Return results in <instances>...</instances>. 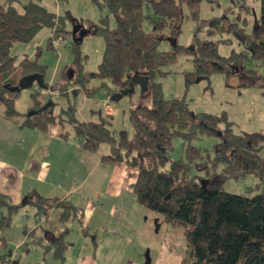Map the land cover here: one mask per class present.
Wrapping results in <instances>:
<instances>
[{"label":"trees","instance_id":"1","mask_svg":"<svg viewBox=\"0 0 264 264\" xmlns=\"http://www.w3.org/2000/svg\"><path fill=\"white\" fill-rule=\"evenodd\" d=\"M61 1L67 0H55ZM199 1L90 0L99 10L106 11L97 23L88 24L90 34L101 37L103 48L92 72H82L78 57L74 58L73 84L80 87L72 93L76 95L80 89L88 93L83 83L90 79H96L99 88L110 94L127 87L133 74L147 76L149 104L140 103L131 110L132 133L127 136L110 130L109 120H79L74 105L65 104L53 114L56 103L51 95L42 102L38 91L30 93L33 105L25 113L15 110L19 91H9L4 85H15L20 77L31 73H38L43 79L44 68L26 56L14 62L16 56L9 54L10 46L15 42L28 43L39 30L47 28L50 30L47 46L52 47V40L64 30V17L70 15L66 10L63 15H56L38 0H3L0 3V115L40 132L67 124L83 152L96 153L101 144L107 145L108 152L100 156L102 163H123L135 170L131 184L134 202L159 215L166 231L181 230L184 255L178 264H264V129L233 133L224 114L193 113L184 98H162L160 83L155 80L166 73L161 70L163 66L186 54L193 63L192 74L225 75L241 71L251 75L250 83L259 88L264 98V0H259V12L257 16L253 14L250 32L236 23L224 28L221 17L198 20ZM182 6L196 21L188 46L175 41ZM110 20L112 26L108 25ZM145 23L148 29H144ZM203 30L206 37L200 38L199 32ZM224 30L241 44V50L225 56L217 53L219 40L210 36ZM165 39L172 48L157 50L159 42ZM78 43L73 41L74 53ZM67 69L68 74L71 67ZM59 135L66 138L68 134L62 130ZM205 136H216V142L209 147L193 142ZM174 141L179 142L178 148L173 147ZM245 175L256 178L253 186L239 193L224 188L228 180ZM24 205L34 207L37 216L46 215L54 207L62 209L63 216L76 210L64 198L29 192L20 203L12 204L0 194V209L4 210L0 215V230L10 225L12 215Z\"/></svg>","mask_w":264,"mask_h":264},{"label":"rangeland","instance_id":"2","mask_svg":"<svg viewBox=\"0 0 264 264\" xmlns=\"http://www.w3.org/2000/svg\"><path fill=\"white\" fill-rule=\"evenodd\" d=\"M19 1L25 2L27 0ZM238 1L239 3L242 2L244 7L238 6ZM38 2L56 15H63L66 10L69 12L70 17H64V30L59 34L62 40L54 48L47 46V38L50 36V30L47 28L39 30L28 43L15 42L10 46L9 54L16 56L14 62L26 56L29 59L34 58L38 64L43 66V80L47 85L46 89H38L37 85L33 83L30 87L19 91L14 101V108L18 112L25 113L31 105L29 103L31 100L30 93L38 91L42 96L40 98L42 102L46 101L48 95H51L52 101L56 103L52 109L53 114H57L59 109L65 104L74 105L76 109L75 117L78 119L84 121L109 120L110 130L115 131L116 134L123 132L127 136H130L132 133L129 119L130 112L137 104H149L147 91L143 92L136 85L132 93L123 95L115 102L109 100L111 107L109 113H106L101 105L105 100L106 90L99 88V82L96 79H90L83 83V88L88 89V93L87 91L86 93L83 92L82 89L76 95L72 93L79 86L76 87L73 84V76L75 74L73 68L76 65L74 64V58L78 57L79 68L84 73L94 71L99 62L103 42L99 35L90 34L88 24L97 23L98 18L104 15L106 11L99 10L90 0H67L66 2L61 1L59 3H56L55 0H38ZM258 12L259 0H200L197 19L221 17L224 28L229 23H236L238 26H243L246 32H250L254 22L253 16H257ZM243 18H245L244 23H242ZM178 24L179 32L175 35L176 44L188 46L191 42L193 31L196 28V21L188 16L185 6H182L181 18ZM108 25H113L112 20H110ZM75 27L80 28V30L83 29L84 34L76 45V52L74 53L72 51L73 36L69 31L74 30ZM148 28V25L145 23L144 29ZM205 34L204 30L200 31L199 37L205 38ZM210 38L219 40L216 49L217 53L221 56L228 55L231 51L242 49L241 44L226 30L221 33H214ZM171 48L169 40L166 39L160 41L157 46V50L159 51H167ZM70 67L71 70L67 74V68ZM161 70L166 73L163 76L156 77L155 80L160 83L162 98H184L188 103L190 111L193 113L224 114L225 120L229 122L233 133H251L264 129V98L259 88L255 84L250 83L253 81L251 75L241 71L225 75L220 72H210L206 76L203 74L194 75L191 73L194 70L191 57L186 54L176 56L173 63L163 66ZM188 73L191 74L187 75ZM57 78L58 82L54 83L52 81L48 84V79L56 81ZM68 81H70L69 84L65 85L64 83ZM106 84L109 85L108 82ZM63 88L64 90H62ZM83 93L86 97L82 96ZM220 126H223V123H220ZM62 128L69 131L67 142H59L61 144L55 145L68 147L66 149H69V144L75 140V137L70 132V127L67 124L52 126L49 131L57 132L62 130ZM16 129L13 130L12 134L8 133L9 130L0 121V157L9 159L7 149L11 147L15 153V156H13L14 163L17 164L19 158L24 154L25 147L27 150V146L25 145H27L26 141L30 140L28 137L30 134L28 133H31V130L17 132ZM193 142L200 147H209L216 142V136L201 137ZM55 145L51 141L47 149L48 155L45 157V161H51L52 167L55 165V162L58 163V159L61 161L63 156L67 155V153H64L66 150H62V155H58L56 150L58 148H55ZM173 147L178 148L179 142L174 141ZM99 150L101 154H105L108 150L107 145L101 144ZM85 155L89 154L85 153ZM82 161L79 171L82 168ZM83 164L90 165L91 163L87 160ZM112 169L104 171L101 167H94L89 173L90 182H93V186L102 187L103 190L108 192L112 186ZM130 171L135 174L133 168ZM98 176L101 177V181H96ZM255 182L256 178L254 176L245 175L237 179L228 180L224 184V188L228 191L239 193L253 186ZM129 194L130 192L123 187L121 202L118 207L119 212L124 215L123 217L117 214L114 217H109L101 213L104 210L103 201L94 200V203L91 204L86 199L84 200V198L80 197L77 192L70 193L67 196V200L75 205L76 210L80 209L81 213L79 216L67 219L65 222L64 227L68 229L66 236L71 242L72 248L61 252L66 256L64 264H70L71 261L77 259L81 254H85L83 255L84 260L87 261H82L80 262L81 264L179 263L184 255V240L181 230H165L162 240H159L156 236H149L148 239L141 237V228L145 221V214L147 213L146 216L150 217L151 214L155 213L135 205L134 207L139 209L138 211L130 209L132 208L129 207L132 203V196L128 202H124V197ZM94 208L99 210L100 220L97 222L92 219L86 234L82 229L88 226L86 225V223L88 224V215L92 210H95ZM34 211V207L30 205L21 207L12 218V222L7 229L8 234L15 236L14 233L19 230L18 225L21 222L26 221L27 225L31 226ZM93 215H96V211L92 213V217ZM159 224L160 222L155 223L157 231L158 227L161 228V225H164L163 222L161 225ZM104 227H106L105 233L102 229ZM128 228H132L138 233L140 241L135 239V236ZM113 230H116L115 233H107L109 231L113 232ZM91 242H93V245L96 243L93 250ZM9 248L12 249L13 247ZM53 250H55L54 247L48 249L46 246L44 250L36 244L27 242L18 250L13 248V252H15L14 261L18 260L19 264H58L50 256ZM91 254L94 255L93 258L90 257ZM59 257L57 256V258Z\"/></svg>","mask_w":264,"mask_h":264},{"label":"crops","instance_id":"3","mask_svg":"<svg viewBox=\"0 0 264 264\" xmlns=\"http://www.w3.org/2000/svg\"><path fill=\"white\" fill-rule=\"evenodd\" d=\"M2 1L3 0H0V3ZM48 81V84H50L52 81L56 83L58 81V78L56 81L50 79H48ZM82 96L86 97L84 93ZM29 103H31V105L27 109H29L33 105V101L30 100ZM16 111L18 112V110ZM0 121L3 122L5 128L9 130L8 133L11 134L13 133V130L15 128H17V132H22V130H31V133H28L30 134L28 135L30 140H27V145H25L27 146V150L25 147L24 154L23 156H21V158H19V162L17 164L14 163L13 156H15V153L14 151H12L13 149L11 147L7 149V155L10 157L9 159L0 157V194L5 195L12 204L20 203L23 199V196L29 192H34L42 197H57L59 199L64 198L66 200L67 196L70 193L77 192L80 197L84 198V200L86 199V201L91 204L94 203V200L103 201L104 210L101 213L106 214L109 217H114L115 214L122 217L124 216L119 212L118 207L119 203L121 202L123 187L130 192L128 196L126 195L124 197V202H128L132 196L131 184L134 182L135 174L130 171V167L123 163H102V161L100 160V156L102 154L99 149L96 153L83 152L78 146L76 138H74L75 140L69 144V149H66L68 147L65 148L63 146L55 145L61 144L59 142H67L68 135L66 136V138H62L59 135L63 128L62 130H59L57 132H51L49 130L47 132H40L34 129L20 126L19 122H16L15 119L7 118L3 115H0ZM92 122L94 121L92 120ZM63 131H67V134L69 133L68 130ZM70 132L72 133L71 128ZM51 141L53 142V145L56 146L55 148H58L56 149L58 155H62V150H66L64 153H67L66 156H63V159L61 161L60 159H58V163L55 162V165L53 167L51 165V161H45V157L48 155L47 149L51 144ZM85 153H88L89 155H85ZM87 160L90 161V165L83 164V162ZM81 161L82 168L81 171H79ZM94 167H101L104 171L113 168L111 180L112 186L108 192L103 190L102 187L93 186V182H90L89 173ZM101 180L102 179L100 176H98L96 179V181ZM131 200L132 203L129 207L132 208L130 209H132L133 211H138L139 209L134 207V205L139 207L141 206L134 202L133 196ZM70 204L76 209L75 205H73L71 202ZM20 209L21 207L17 210V212ZM94 211H96V215H93L92 217V213ZM62 212V209L54 207L49 209L46 215L37 216L35 215L34 211L31 220V226L27 225L26 221L19 223V230L14 233L15 236H11L8 234L7 229L10 225L4 229H1L0 264H19L18 260L16 262L14 261L15 252H13V248L15 250H18L27 242L36 244L37 246L42 247L44 250L46 249V246L48 247V249L54 247L55 250L51 252L50 256L55 259L58 264H64L66 256L61 252L72 248V244L66 236L68 229L64 227V225L66 224L65 222L67 219H73L79 216L81 212L80 209L74 210L73 212H69V214L65 216L62 215ZM16 213L12 215V218ZM1 214H4L3 209H0V215ZM99 214L100 212L98 209L92 210L88 215V224L84 222L88 226H86L85 229H82V231L87 234V230L90 227L89 224L91 223V220L93 219L97 222L100 220ZM146 214L144 221L145 223L143 222L140 236L144 237L145 239H148L149 236H156L159 240H162L165 228L161 222L160 217L157 214H151V216L148 217L146 216ZM157 222H160L159 225L162 224L161 228L158 227V231L156 229L157 225H155V223ZM102 229L105 233L106 227ZM128 230L135 236V239L137 241H140L138 239V233L135 232V230H133L132 228H128ZM115 231L116 230H113V232L109 231L107 233L112 234L115 233ZM54 239H57V241H54ZM91 244L93 250L96 243L93 245V242H91ZM11 246L13 247L12 249L9 248ZM83 255L85 254H81L80 256H78L77 259L71 261L70 264H81L80 262L85 261ZM57 256L60 257L57 258ZM93 256V254L90 255L91 258H93Z\"/></svg>","mask_w":264,"mask_h":264},{"label":"water","instance_id":"4","mask_svg":"<svg viewBox=\"0 0 264 264\" xmlns=\"http://www.w3.org/2000/svg\"><path fill=\"white\" fill-rule=\"evenodd\" d=\"M71 34L73 36V41L77 40L79 42L82 35L84 34V30L83 29L80 30V28L75 27V29L71 31ZM147 81H148L147 76L133 74L130 78L127 87L110 93L109 100L115 102L123 95L132 93L134 90V85H138L141 88V90L145 92L147 91V86H148ZM33 83H35L39 88L42 89L46 87V84L44 83L42 76L38 73H31L24 75L18 79L15 85L5 84L4 87H6L9 91H20L22 89H26L30 87Z\"/></svg>","mask_w":264,"mask_h":264},{"label":"built area","instance_id":"5","mask_svg":"<svg viewBox=\"0 0 264 264\" xmlns=\"http://www.w3.org/2000/svg\"><path fill=\"white\" fill-rule=\"evenodd\" d=\"M62 40V38H61V36L58 34L53 40H52V42H51V45H52V47H55L60 41ZM109 93H106L105 94V100L101 103V105H102V107H103V109H104V111L106 112V113H109L110 112V104H109Z\"/></svg>","mask_w":264,"mask_h":264}]
</instances>
